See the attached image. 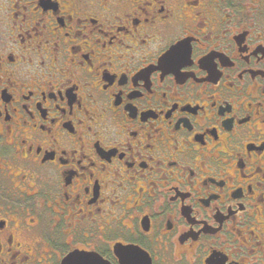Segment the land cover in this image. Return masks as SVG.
Returning a JSON list of instances; mask_svg holds the SVG:
<instances>
[{"label": "flooded vegetation", "instance_id": "obj_1", "mask_svg": "<svg viewBox=\"0 0 264 264\" xmlns=\"http://www.w3.org/2000/svg\"><path fill=\"white\" fill-rule=\"evenodd\" d=\"M264 264V0H0V264Z\"/></svg>", "mask_w": 264, "mask_h": 264}, {"label": "water", "instance_id": "obj_2", "mask_svg": "<svg viewBox=\"0 0 264 264\" xmlns=\"http://www.w3.org/2000/svg\"><path fill=\"white\" fill-rule=\"evenodd\" d=\"M61 264H103L97 261L96 258L88 254L70 253L62 261Z\"/></svg>", "mask_w": 264, "mask_h": 264}]
</instances>
